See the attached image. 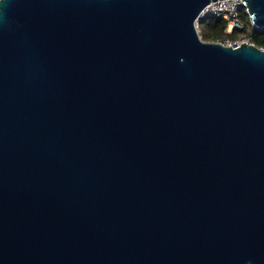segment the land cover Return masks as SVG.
Segmentation results:
<instances>
[{
  "label": "water",
  "instance_id": "1",
  "mask_svg": "<svg viewBox=\"0 0 264 264\" xmlns=\"http://www.w3.org/2000/svg\"><path fill=\"white\" fill-rule=\"evenodd\" d=\"M209 1L0 0V264H264V47Z\"/></svg>",
  "mask_w": 264,
  "mask_h": 264
},
{
  "label": "built area",
  "instance_id": "2",
  "mask_svg": "<svg viewBox=\"0 0 264 264\" xmlns=\"http://www.w3.org/2000/svg\"><path fill=\"white\" fill-rule=\"evenodd\" d=\"M242 5V0H210L201 10L200 15L206 13H211L217 16H222L226 19L225 30H230L234 26L242 27L244 22L239 15V8ZM196 30L201 38L202 32L198 24V20L195 21ZM205 39V38H204ZM211 40L221 42L223 44H228L231 46H236L242 41L254 42L249 34H240L238 36H218ZM261 47H264L260 45Z\"/></svg>",
  "mask_w": 264,
  "mask_h": 264
},
{
  "label": "trees",
  "instance_id": "3",
  "mask_svg": "<svg viewBox=\"0 0 264 264\" xmlns=\"http://www.w3.org/2000/svg\"><path fill=\"white\" fill-rule=\"evenodd\" d=\"M239 15L244 22V26H234L230 30H225L226 19L222 16H217L211 13H206L200 16L198 24L203 38L213 39L218 36H238L240 34H249L256 44L264 46V30L261 27L251 25L248 15L242 5L239 8Z\"/></svg>",
  "mask_w": 264,
  "mask_h": 264
}]
</instances>
